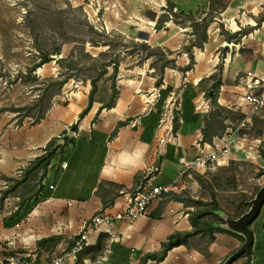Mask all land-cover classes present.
<instances>
[{
  "label": "crops",
  "instance_id": "obj_1",
  "mask_svg": "<svg viewBox=\"0 0 264 264\" xmlns=\"http://www.w3.org/2000/svg\"><path fill=\"white\" fill-rule=\"evenodd\" d=\"M70 1L84 5L86 0ZM88 1L83 10L92 22L99 20L107 31H117L128 39L145 40L151 46L173 51L168 58L174 60L175 68L164 69L158 86L155 84L158 75L149 65V59L142 66L120 68L115 105L99 109L100 103L95 102L82 118L78 115L88 104L89 84L81 89L77 87L65 103L54 100L44 118L23 131L25 138L20 140L19 156L30 160L35 155L31 148L42 154L48 141L60 137L64 131L71 137H66L68 141L58 139L61 147L51 159L42 183L44 188L29 212L24 216L0 217L1 237L8 230L22 235L20 227L27 219L34 227L41 228L43 238L60 235L73 240L85 221L99 212L122 209L127 195L138 188L161 186L167 187L164 192L181 193L186 187L184 178H191V170L182 173L179 158L193 159L198 144L225 137L231 140L230 155L235 153L232 158L236 159L246 140L239 136L238 129L253 128L255 121H260L264 137V108L245 127L238 128L248 109L245 104L239 106L242 90L237 86L238 76L248 70L264 73L263 13L259 6L255 7L257 0H229L218 14L212 11L210 0H171L175 17L167 10L166 0ZM209 12L214 17L206 29L207 39L202 48L193 46L192 68L181 71L189 63L183 46L195 41L196 35L192 32V23L178 13H191L196 21H201ZM163 16H167L164 27L156 29ZM241 32L239 41L231 38ZM218 71L221 80L218 104L242 118L234 131L229 126L232 121L225 118L224 134L214 135L209 142L202 134L211 110L205 89L212 85L215 79L211 76ZM175 96L180 98L178 110L171 104ZM174 113L178 120L175 132ZM118 122L123 124L112 135ZM72 124H76V130H71ZM155 166L159 169L152 172ZM104 201L108 203L105 207ZM163 201L161 194L149 205L146 215L130 224L114 221L108 228L93 229L87 246L94 245L103 235L104 248L98 257L103 264H138L145 253L160 250L171 234L192 231L188 212L193 209L175 200L160 207ZM204 219L213 222L212 227L216 229L213 238L207 232H196L192 236L209 238L203 248L191 246L187 240V245L168 250L159 264H221L241 246L242 237L219 230L217 222L208 216ZM263 221L264 215L250 225L251 254L241 255L231 264H264ZM85 262L94 264L88 258Z\"/></svg>",
  "mask_w": 264,
  "mask_h": 264
},
{
  "label": "rangeland",
  "instance_id": "obj_2",
  "mask_svg": "<svg viewBox=\"0 0 264 264\" xmlns=\"http://www.w3.org/2000/svg\"><path fill=\"white\" fill-rule=\"evenodd\" d=\"M228 1L210 0L211 8L218 9L226 5ZM87 2L89 1L86 0L84 5ZM84 5H74L70 0H0V197L5 191H9L2 208H0V217H10L18 204L28 198L20 207L23 214L36 199H31V196L36 195L34 193L38 189L39 175L35 176L32 173L27 175L23 172L41 152L31 148L35 155L30 160H26L19 156L18 151L20 140L23 141L22 139L25 138L23 131L34 125L33 121L39 114L38 108L46 103L44 98H39L41 82L45 78L57 76L58 61L61 58H67L70 54L81 55L84 52L96 55L99 51L106 49V47H93L88 43L83 45L75 41L63 42L65 39L75 38L76 31L80 27L82 15L80 16L78 10L71 8L79 6L83 8ZM43 9L47 11L48 9L52 11L64 10L62 16L66 18L67 24L64 23L61 32L53 24L56 27V32L49 27L45 30L46 33L41 32L38 38L48 45L60 42L62 45L59 55L62 57H54L50 62L31 72L33 64L39 60V57L30 29L36 25L34 13L41 12ZM100 14L99 12V16ZM84 16L95 27L106 30L100 26L99 20L92 22L85 11ZM263 19L264 14L262 21ZM114 32L122 35L117 31ZM138 58V55L133 57L126 55L119 66V71L120 68L136 65ZM149 60L150 65L153 58ZM144 63H148L147 60L138 66H142ZM34 75L35 80H33ZM86 84L89 83L70 79L63 86L61 92L52 98L51 104L56 100L65 103L74 91L78 88L81 89ZM221 116L230 118L232 121L229 124L230 128L233 131L237 129L238 115L223 112ZM255 122L253 128L249 126L237 130L239 136L245 137L246 140L240 147L241 155L236 159L232 158L235 153L229 154L226 164H215L201 174L191 170V178H184L186 186L183 190L185 191L184 197L191 199L194 204L190 208L196 209L204 204L217 203L220 210L232 218H237L247 211L251 199L264 184V173L261 172V169L264 168L262 123ZM223 134L224 131L219 132V136ZM24 175H27V179L16 185V181L23 178ZM41 182L43 183V180ZM14 186L15 188H13ZM12 188L13 190H10ZM263 215L264 206L255 220H260ZM208 218L217 223L221 222V219L215 214L208 215ZM20 230L22 235L8 230L6 234L0 236V264H23L24 261L35 264H53L61 257H63L64 264H76L78 256L75 261L67 259L66 256L72 247V239L67 237L63 239L61 236L60 242L53 247L50 245L38 247L37 241L43 238L41 228L34 227L26 219ZM208 239L206 235L197 234L189 237L188 241L191 246L203 248ZM59 243H61L60 246H58ZM85 247L87 245L80 253L84 251ZM96 260H99L100 263H97ZM96 260L93 261L94 264H103L102 259L97 257ZM82 264H88V262L86 263L84 259ZM146 264H159V262L148 260Z\"/></svg>",
  "mask_w": 264,
  "mask_h": 264
},
{
  "label": "trees",
  "instance_id": "obj_3",
  "mask_svg": "<svg viewBox=\"0 0 264 264\" xmlns=\"http://www.w3.org/2000/svg\"><path fill=\"white\" fill-rule=\"evenodd\" d=\"M166 4L167 10L175 17L176 14L172 12L173 3L171 2V0H166ZM225 6L226 5H223L222 7L215 10H213V8L211 9L212 11H215L218 14L219 12L224 10ZM71 9L76 11L78 10L80 12V16L82 15L80 19V27H78L76 31L77 35L75 38H68L65 39V41L63 42L75 41L83 45L88 43L90 46L106 47V49L103 51H99L96 55H93L89 52H84L81 55L70 54L67 58H61L58 61L59 69L57 76L45 78L41 82L42 86L40 89L41 94L39 98H44L46 100V103L42 107L38 108L39 114L34 119L33 124L38 123L42 118H44L46 112L51 106L52 98L61 92L63 86L70 79L88 82L90 85L89 92L87 95L88 104L79 113L78 118H82L84 115H86L92 107V104L95 102L100 103L99 109L112 108L115 105L119 95V89L117 85L119 66L125 59L126 55H128L129 57L138 55L139 58L136 65H141L144 61L153 58V61L150 65L154 68L155 73L158 75V78L155 82L156 86L161 83L162 75L166 67L175 68L174 60L168 58L169 55L173 54V51L161 46H151L145 40L136 41L125 38L123 35L116 34L114 31L107 32L106 30L99 29L85 18L82 7H72ZM63 13L64 10L62 9L58 11H52L50 9H48L47 11L46 9H43L41 12L34 13V16L36 17V25H33L30 30L34 40V47L38 52L39 60L35 64H33L31 72L35 70V68L40 67L41 65L47 62H50L55 56L60 54L62 45L60 42L48 45L45 41H40L38 38L41 32L45 34V30H47V28L49 29V27L53 29L54 32H56V27H54L53 24L57 26V29L61 32V28L64 26V23L67 24L66 18H63L62 16ZM178 16L185 20H189L192 23V32L196 35L195 41H192L188 45L183 46V49L187 52L189 57V63L180 69L181 71L185 72L186 70L192 68L194 64L193 46L202 48L203 42H205L207 39L206 29L212 22L214 13L209 12V15L201 19V21H196V19L191 13H178ZM166 20L167 16H163L156 24V29L164 27L163 22ZM259 21L260 20H258V23ZM221 30L223 31L222 25ZM241 35L242 32L231 36V38H234L236 41H239ZM211 78L215 79L214 82L209 88L205 89L206 96L210 99L211 110L209 112L208 117L205 119V127L202 130L203 139L209 142L212 141V137L214 135H219V132L222 133L226 127V125L224 124V120L228 117H222V113H231L228 109L220 106L217 102L219 87L221 84L220 71L213 74ZM33 80H35V75L33 76ZM201 83L202 82H200V84ZM241 118L242 116L238 115V119L240 120ZM122 124L123 122L117 123L115 129L112 132V135L117 132V129ZM177 127V115L174 113L173 132L176 131ZM76 129V124H72L71 130ZM64 133H66V131L62 132L60 137L51 138L45 145L44 152L37 156L33 161H31L28 167L23 172L27 175H29L30 173L35 176L39 175L38 189L34 193L36 195L31 196V199L36 198L33 203L38 200L39 195L37 194H40V192L44 188V185L41 181L46 177L48 173L51 159L54 156L56 150L61 147V145L57 144L58 139H63L66 141L69 140L67 138L62 137ZM262 157L264 161V153H262ZM261 172L264 173V168L261 169ZM27 175H24L23 178L17 180L16 185L21 184L23 181H25L27 179ZM13 188H15V186ZM13 188L10 190H13ZM8 192L9 191H5L0 197V208H2L5 198L8 196ZM184 194L185 191H182L181 193H176L173 191L163 192L162 196L164 198V201L162 202V204H160V207L163 206L164 203L169 200L182 202L186 207L194 206L193 201L189 198H185ZM25 200L27 201L28 198ZM25 200H22L18 204V207L15 211L12 212L11 216H15L18 214L22 216L29 211L30 208H27L28 210L23 214L20 211V207L22 206ZM112 202L113 200L111 199L109 203L111 204ZM102 204L105 207L108 203L104 201L102 202ZM214 209H220L217 203L204 204L201 207H196V209L189 211L188 218L191 225L193 226L192 231L175 232L171 234L167 238V240L161 244L160 250L145 253L138 264H146L148 260H154L156 262L162 261L166 256L168 250L180 244L187 245L188 238L196 232H207V234H209V237L212 239V233L216 229L212 227V221L206 220L204 218L208 215H214V213L212 212V210ZM102 237L105 236L100 235L94 245L85 247L83 252H79L77 254L78 259L76 261V264H82L85 258L90 259V261H95L97 257L102 255L104 248V241ZM61 238L62 237L59 235L44 237L37 241V245L38 247L46 245H50V247H53L58 242H60ZM251 249L252 245H250L248 250L243 255L249 256L251 254Z\"/></svg>",
  "mask_w": 264,
  "mask_h": 264
},
{
  "label": "built area",
  "instance_id": "obj_4",
  "mask_svg": "<svg viewBox=\"0 0 264 264\" xmlns=\"http://www.w3.org/2000/svg\"><path fill=\"white\" fill-rule=\"evenodd\" d=\"M259 6V11L264 14V0H257L255 7ZM264 24V19L262 21ZM242 93L239 97L240 104H245L248 109L245 117L239 122L238 128H243L250 121L251 117L256 115L264 108V73L261 71L248 70L243 75L238 76V85ZM171 104H175L176 110L180 109V98L175 96ZM231 140L225 137L218 138L212 143H202L197 145V154L193 159L179 158V164L182 173L189 170L205 172L211 166L217 164H226L230 154ZM66 166V163H62ZM159 166H155L152 172L158 171ZM167 190V187L150 186L141 187L126 197L125 206L115 212H99L94 214L82 225L81 231L72 241V247L66 253L67 259L75 261L77 254L89 242L91 231L108 228L114 221H122L130 224L139 217L148 212L149 205L159 199L161 194ZM23 264H35L24 261ZM53 264H64L63 257L55 260Z\"/></svg>",
  "mask_w": 264,
  "mask_h": 264
},
{
  "label": "water",
  "instance_id": "obj_5",
  "mask_svg": "<svg viewBox=\"0 0 264 264\" xmlns=\"http://www.w3.org/2000/svg\"><path fill=\"white\" fill-rule=\"evenodd\" d=\"M61 58L62 56H55ZM63 138H70V133H64ZM250 207L237 218L230 217L227 213L220 209H214L212 212L216 214L221 222L216 224V228L230 231L243 238V243L231 255H229L221 264H231L237 257L243 255L250 245L253 243V234L251 223L258 217L264 206V184L259 188L255 196L251 199Z\"/></svg>",
  "mask_w": 264,
  "mask_h": 264
}]
</instances>
